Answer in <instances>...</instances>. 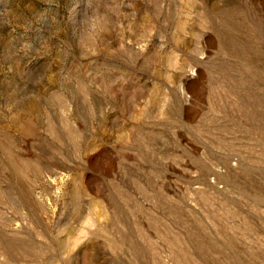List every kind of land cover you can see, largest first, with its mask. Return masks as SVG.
<instances>
[{
    "label": "rangeland",
    "instance_id": "rangeland-1",
    "mask_svg": "<svg viewBox=\"0 0 264 264\" xmlns=\"http://www.w3.org/2000/svg\"><path fill=\"white\" fill-rule=\"evenodd\" d=\"M0 264H264V0H0Z\"/></svg>",
    "mask_w": 264,
    "mask_h": 264
}]
</instances>
